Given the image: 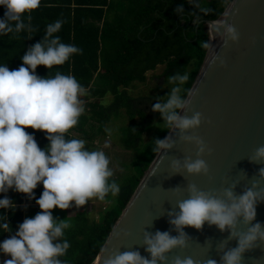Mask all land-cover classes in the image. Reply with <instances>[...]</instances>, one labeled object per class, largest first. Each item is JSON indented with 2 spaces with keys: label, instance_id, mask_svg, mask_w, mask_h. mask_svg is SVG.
<instances>
[{
  "label": "clouds",
  "instance_id": "clouds-1",
  "mask_svg": "<svg viewBox=\"0 0 264 264\" xmlns=\"http://www.w3.org/2000/svg\"><path fill=\"white\" fill-rule=\"evenodd\" d=\"M40 4L41 0H0V6L5 8L4 17L0 18V35L19 33L29 27L24 22V14L31 13ZM28 20H31L30 15ZM63 23V20H56L46 25L44 36L27 49L18 69L10 70L7 64H0V193L12 189L32 199L35 197L33 190L38 184L43 185L42 194L36 199L42 211L34 217H26L14 234L0 241V253L10 257L2 264H63L60 257L70 244L62 237L71 225L67 218H54L52 209L80 208L94 197L103 200L107 194L116 196L120 191L116 181L110 180L114 173L102 149L90 150L85 140L66 138L65 134L77 125L85 110L80 99L85 94L84 87L73 75L59 71L51 75L49 71L41 77L35 71L38 65L51 70L53 66L63 65L74 54L83 53L82 48L63 43L61 36L55 35ZM221 29L225 43L238 41L239 33L232 24L224 22ZM202 47L207 48L208 44L205 42ZM216 59L218 57L213 60ZM224 63L220 59V64ZM188 80V73L169 76L172 87L165 94L166 99L157 98L152 105L151 110L161 114L169 134L153 138L151 151L159 155L169 151L177 139L192 143L196 146V158L172 159V173L207 175L209 166L202 157L211 149L194 131L202 123V113L197 111L190 117L182 115L198 91L194 87H183ZM29 126L45 131L49 143L44 148L38 145L34 134L25 131ZM248 159L264 164V145L257 147ZM257 174L264 179V167H260ZM250 185L238 194L235 182L219 192L205 191L189 183L187 197L177 199L176 206L167 212L168 222L176 235L170 231L152 233L145 229L141 245L150 257L142 256L139 250L109 252L105 257L108 252L105 248L101 264H169V252L187 247L190 236L185 227L202 230L205 222L215 225L221 232L227 231L228 237L216 246L221 253L219 261L209 258L203 264H243L246 251L264 244V223H253L256 206L264 201V187H260L259 180ZM15 207V202L7 195L0 198V209ZM240 225H244L245 230H241ZM0 229L12 232L8 231V219L0 222ZM232 239L237 244L228 247ZM170 264L201 262L177 255Z\"/></svg>",
  "mask_w": 264,
  "mask_h": 264
},
{
  "label": "trees",
  "instance_id": "trees-1",
  "mask_svg": "<svg viewBox=\"0 0 264 264\" xmlns=\"http://www.w3.org/2000/svg\"><path fill=\"white\" fill-rule=\"evenodd\" d=\"M230 0H41L40 6L24 14L29 27L19 33L0 35V64H7L10 70L18 69L23 63L21 57L27 49L44 36L46 25L63 20L61 30L55 35L62 42L74 44L83 49L74 54L63 65L50 70L38 65L36 73L43 77L50 71L73 75L95 100L87 102L76 126L69 129L66 138L96 140L104 132L105 123L111 116L120 115L119 108L125 106L128 124L124 127L122 143L126 149L134 150L137 156L131 160V167L121 181H116L118 195L107 194L98 209V217H89L86 210L74 214L73 224L64 230V237L70 247L60 257L63 264H90L105 242L115 220L140 181L144 171L156 153L151 151L153 138H164L168 129L162 123V116L153 112L152 105L157 98L166 99L172 85L168 77L176 73H188L189 80L183 85L190 88L204 59L209 42V31L205 20L216 19ZM5 8L0 6V18ZM31 20H28V16ZM164 64L161 82L157 88L166 86L161 93L141 96L134 101L126 89L134 82H145L148 70ZM195 68L190 70V66ZM107 93L114 96L111 104H102ZM148 97V98H147ZM99 98V99H97ZM152 98V100H151ZM149 100H151L149 102ZM150 103V104H149ZM138 114L139 119L135 121ZM157 118L155 126L153 122ZM155 131L148 140H143L145 130ZM34 134L38 145L44 148L48 143L46 133L25 127ZM75 132V133H73ZM136 169V171H135ZM35 197L9 189L5 195L15 202V209H0V222H9L8 232L0 229V241L14 234L18 224L34 210L36 199L43 191V185L33 190ZM100 200V199H98ZM101 201V200H100ZM32 217V216H31Z\"/></svg>",
  "mask_w": 264,
  "mask_h": 264
},
{
  "label": "water",
  "instance_id": "water-1",
  "mask_svg": "<svg viewBox=\"0 0 264 264\" xmlns=\"http://www.w3.org/2000/svg\"><path fill=\"white\" fill-rule=\"evenodd\" d=\"M225 12H228L225 22L239 33L236 42L225 43L221 35L222 23L217 22ZM205 22L209 31L208 48L190 86L198 91L182 115L190 117L194 112L202 113V123L194 131L211 149L202 157L209 166V173H172V159L196 158V146L192 143L177 139L171 150L156 153L90 264H101L105 248L108 249L105 257L109 252L129 250H139L142 256L150 257L141 245L144 230L170 231L176 235L167 212L176 206L177 199L187 197L189 183L205 191L219 192L235 182L238 194L254 180H259L260 187H264V179L257 174L264 164L248 159L257 147L264 145V0H230L216 19ZM211 26L218 35L210 50ZM214 57L218 59L213 60ZM220 59L224 60V65L220 64ZM256 213L253 223H264V201L257 204ZM240 227L245 230L244 225ZM184 230L190 236L187 247L169 252V264L177 255L191 257L201 264L209 258L219 261L221 253L216 246L228 237L227 231L221 232L207 222L202 230L191 226ZM236 244L235 239L228 241V247ZM243 264H264V244L246 251Z\"/></svg>",
  "mask_w": 264,
  "mask_h": 264
},
{
  "label": "rangeland",
  "instance_id": "rangeland-1",
  "mask_svg": "<svg viewBox=\"0 0 264 264\" xmlns=\"http://www.w3.org/2000/svg\"><path fill=\"white\" fill-rule=\"evenodd\" d=\"M230 2V1H229ZM228 2V3H229ZM164 67V64L157 65L153 70H148L146 72L147 78L145 82H134L130 87L126 89V93L134 98V101L139 99L141 96L145 97L147 95L153 96L156 93H161L165 90L166 86L157 88V84L161 82V72ZM195 65L190 66V70L194 69ZM198 72V71H197ZM192 84V83H191ZM96 96H90V93L87 91L84 95L80 97L83 105L87 102L95 100ZM148 98V97H147ZM99 99V98H97ZM162 99V98H161ZM114 100V96L112 94L107 93L104 97L101 98L102 104L105 106L111 104ZM152 100V98H151ZM149 100V102L151 101ZM153 101V100H152ZM150 104V103H149ZM120 115L117 117L111 116L110 120L105 123L104 132L99 133L98 137H96L95 141L86 142V147L90 150L93 149H102L110 160L109 167L113 170V176L111 178L121 181V179L129 173L131 170V160L137 156V153L134 150L126 149L123 146L121 141L122 136L124 135V127L128 124L129 120L127 117L125 106L119 108ZM139 119L138 114L135 117V121ZM157 118L154 119L155 126L157 124ZM155 126H153L152 130H144L142 133L143 140H148L153 132L155 131ZM107 130V131H106ZM107 145V146H105ZM136 171V169H135ZM89 202V201H88ZM106 202H102V200H98V198L90 199V203H87L80 208H68V209H60L58 207L52 209V213L54 218L65 219L67 218L70 225L74 222V213L80 210H86L87 215L89 217L97 218L98 217V208L102 207ZM104 207V206H103ZM42 210L36 209L32 214L27 217H34L38 212Z\"/></svg>",
  "mask_w": 264,
  "mask_h": 264
},
{
  "label": "bare ground",
  "instance_id": "bare-ground-1",
  "mask_svg": "<svg viewBox=\"0 0 264 264\" xmlns=\"http://www.w3.org/2000/svg\"><path fill=\"white\" fill-rule=\"evenodd\" d=\"M227 16H228V12H225L217 23H222L223 24L225 22ZM210 29H211V32H212L211 37H210V45H211L210 50H211V48H212V46H213V44H214V42H215V40L217 38L218 33L213 32L214 30H213L212 26L210 27ZM210 50H209V52H210Z\"/></svg>",
  "mask_w": 264,
  "mask_h": 264
},
{
  "label": "crops",
  "instance_id": "crops-1",
  "mask_svg": "<svg viewBox=\"0 0 264 264\" xmlns=\"http://www.w3.org/2000/svg\"><path fill=\"white\" fill-rule=\"evenodd\" d=\"M73 133H75V132H73ZM88 203H90V200H89V202ZM37 209H39V208H37ZM81 210V209H80ZM78 211H79V209H78ZM76 213V212H75ZM74 213V214H75ZM10 257L9 256H6L5 254H3V253H0V264H2V262L4 261V260H6V259H9Z\"/></svg>",
  "mask_w": 264,
  "mask_h": 264
},
{
  "label": "built area",
  "instance_id": "built-area-1",
  "mask_svg": "<svg viewBox=\"0 0 264 264\" xmlns=\"http://www.w3.org/2000/svg\"><path fill=\"white\" fill-rule=\"evenodd\" d=\"M35 207L39 208V206L37 204H35Z\"/></svg>",
  "mask_w": 264,
  "mask_h": 264
}]
</instances>
